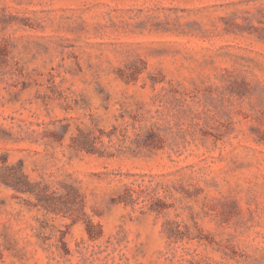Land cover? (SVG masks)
<instances>
[{
  "label": "rangeland",
  "instance_id": "374dc122",
  "mask_svg": "<svg viewBox=\"0 0 264 264\" xmlns=\"http://www.w3.org/2000/svg\"><path fill=\"white\" fill-rule=\"evenodd\" d=\"M18 172L0 264H264V0H0Z\"/></svg>",
  "mask_w": 264,
  "mask_h": 264
},
{
  "label": "trees",
  "instance_id": "16d2710c",
  "mask_svg": "<svg viewBox=\"0 0 264 264\" xmlns=\"http://www.w3.org/2000/svg\"><path fill=\"white\" fill-rule=\"evenodd\" d=\"M0 180L5 182V184L13 186L16 190L24 189V191H30L28 188L30 184L25 179V175L22 172H18L16 178H13V176L8 178V176H5V174L0 173Z\"/></svg>",
  "mask_w": 264,
  "mask_h": 264
}]
</instances>
